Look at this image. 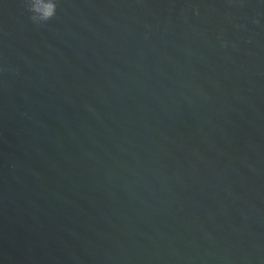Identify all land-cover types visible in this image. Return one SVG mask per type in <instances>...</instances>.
Masks as SVG:
<instances>
[{"label": "water", "instance_id": "95a60500", "mask_svg": "<svg viewBox=\"0 0 264 264\" xmlns=\"http://www.w3.org/2000/svg\"><path fill=\"white\" fill-rule=\"evenodd\" d=\"M0 0V264H264V0Z\"/></svg>", "mask_w": 264, "mask_h": 264}, {"label": "clouds", "instance_id": "9594fccd", "mask_svg": "<svg viewBox=\"0 0 264 264\" xmlns=\"http://www.w3.org/2000/svg\"><path fill=\"white\" fill-rule=\"evenodd\" d=\"M25 6L35 23L46 22L56 14L57 0H24Z\"/></svg>", "mask_w": 264, "mask_h": 264}]
</instances>
